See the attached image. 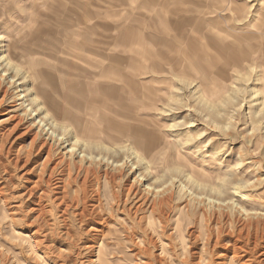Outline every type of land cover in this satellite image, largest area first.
Returning a JSON list of instances; mask_svg holds the SVG:
<instances>
[{
  "label": "rangeland",
  "instance_id": "1",
  "mask_svg": "<svg viewBox=\"0 0 264 264\" xmlns=\"http://www.w3.org/2000/svg\"><path fill=\"white\" fill-rule=\"evenodd\" d=\"M0 63V264H264V0H0Z\"/></svg>",
  "mask_w": 264,
  "mask_h": 264
},
{
  "label": "bare ground",
  "instance_id": "2",
  "mask_svg": "<svg viewBox=\"0 0 264 264\" xmlns=\"http://www.w3.org/2000/svg\"><path fill=\"white\" fill-rule=\"evenodd\" d=\"M95 16V15H94ZM80 22V21H79ZM93 30V29H92ZM91 30V31H92ZM95 31V30H94ZM108 38V37H107ZM106 38V39H107ZM110 38V37H109ZM83 39V38H82ZM84 40V39H83ZM108 40V39H107ZM86 41V40H85ZM71 43V42H70ZM93 43V42H92ZM84 44H85V42H84ZM72 45V44H71ZM75 46H76V44H75ZM80 46V45H79ZM77 47V46H76ZM90 47V46H89ZM78 48V47H77ZM100 48V47H99ZM111 48V47H110ZM79 50V49H78ZM78 50H77V52H78ZM111 50H112V48H111ZM80 52H82L81 50H80ZM102 53V52H101ZM100 53V54H101ZM109 54V53H108ZM100 60V59H99ZM2 65V63H0V66ZM127 77H128V75H126ZM126 80H127V78H126ZM72 82V81H71ZM107 82H109V84L111 83L112 85H115L116 83H119V81L118 80H112V81H107ZM73 83V82H72ZM134 82H132V84H133ZM83 85V84H82ZM91 86H92V88L94 89V90H98V91H101V93H102V91H103V93H106V91H105V87L106 86H104V83H100V84H98L97 83V81L96 82H94L93 84H91ZM116 86H117V84H116ZM136 86V85H135ZM126 87V86H125ZM125 89H127V87L125 88ZM134 90H135V87H134ZM110 91H111V89H110ZM55 93V92H54ZM86 93H88V92H86ZM51 94V93H50ZM54 98V97H53ZM49 99V98H48ZM48 99H46V100H48ZM50 99H51V97H50ZM25 100V96H23V94H21L20 96H19V100L18 101H24ZM45 100V101H46ZM44 101V102H45ZM46 102H49V100L48 101H46ZM57 102V101H56ZM143 102V101H142ZM46 104H48V103H46ZM50 104V103H49ZM49 104H48V106H49ZM45 105V104H44ZM55 108H56V105H53ZM114 106H117V105H115L114 104ZM123 106L120 104V105H118L117 106V109L118 110H120L121 111V108H122ZM48 108V107H47ZM51 108V107H50ZM50 108H49V110H50ZM51 109H53V108H51ZM87 109V108H86ZM51 111V110H50ZM58 111V110H57ZM87 111V110H86ZM34 112H36L35 110H33V113ZM56 112V111H55ZM126 113V112H125ZM33 116V115H32ZM35 116H38L37 115V113H36V115ZM57 116V115H56ZM55 116V117H56ZM87 116V118H89V119H87L88 120V123L90 122V119L91 118H95V119H97V120H103V121H107L108 120V123L110 124V126L111 127H115V125H114V123L111 121V119H107V114H103V113H101L100 111H98V113H97V117H95V111H93V113H90V114H88V115H86ZM85 116V114H83L82 112H80V115L79 116H77V117H75L74 116V118H68L67 120L70 122V124H72V126H73V130L72 131H76V135H75V139H76V142H75V144H70V141H68V140H63V137L62 138H59V139H57L58 140V142H60V141H62V143L63 144H65L66 146H68V147H70V150L68 151V154H71V155H74V157H76V156H78L79 158H84L85 160H90L89 159V157H90V155H88L87 153H86V151L85 150H83V146H79V142H80V139H79V135H80V133H79V131L80 130H83L84 129V118L86 117ZM93 118V119H94ZM99 118V119H98ZM115 121V120H114ZM45 121H44V119L42 118V120H40L39 121V123L37 124V125H39L41 128H43V132H44V134L45 135H47V134H49L50 133V131L52 130V126L49 128V129H47V127L48 126H50V124H47V123H44ZM122 123V122H121ZM117 125V124H116ZM87 128L85 129V130H83V132L81 133V135H83V136H86L85 138H87V137H89V135H90V130H89V128H88V125L86 126ZM108 127V126H107ZM109 129H111V128H109ZM115 129H117V128H115ZM97 130V129H96ZM102 131H103V129H102ZM102 131H100V132H102ZM118 131H119V129H118ZM46 132V133H45ZM96 133V132H95ZM122 133V132H121ZM103 134V133H102ZM54 135V132L51 134V136H53ZM102 136V135H101ZM94 138H95V136H94ZM56 140V141H57ZM95 140V139H94ZM64 141V142H63ZM56 143V142H55ZM61 143V144H62ZM69 143V144H68ZM65 148V147H64ZM51 160V158H49L48 159V161H50ZM253 214H256V213H253ZM163 252H164V250H163ZM94 263L95 264H104V258H103V256H102V254H101V250L98 252V254H97V259H96V261H94Z\"/></svg>",
  "mask_w": 264,
  "mask_h": 264
}]
</instances>
